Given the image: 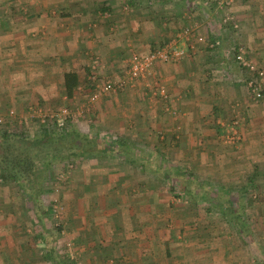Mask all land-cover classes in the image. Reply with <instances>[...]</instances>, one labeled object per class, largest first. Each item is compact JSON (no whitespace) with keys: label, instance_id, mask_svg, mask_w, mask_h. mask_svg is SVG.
Listing matches in <instances>:
<instances>
[{"label":"crops","instance_id":"0c3cea01","mask_svg":"<svg viewBox=\"0 0 264 264\" xmlns=\"http://www.w3.org/2000/svg\"><path fill=\"white\" fill-rule=\"evenodd\" d=\"M1 1H29L31 11L24 9L16 16L10 8L0 10V115L7 114L9 109L25 113L38 103H80L83 92L87 96L106 80L118 81L125 73V59L131 52L144 55L165 40L170 47L183 50L180 60L159 62L147 78H137L131 82L133 85L129 82L116 93L99 96L80 119L79 129L96 134L92 138L100 147L90 154L101 156L98 157L101 164L94 163V167L100 168L93 169L87 165L83 170V192L72 191L67 206L70 236L84 264H174L167 236L161 227H156L157 215L151 211L158 204L157 197L162 201L161 193L155 194L163 189L149 180L139 179L150 171L141 164L155 156L165 161V156L156 151L141 159L136 151L137 145L156 144L160 131L166 134V142L172 140L174 145L184 146L175 156L181 163L193 156L186 144L195 142L216 150L224 128L221 119L236 116L227 107L231 97L249 102L240 86L221 81L238 70L233 60L225 52L220 56L216 54L219 50H210L199 41V35H210L214 28L219 30L213 12H206L201 0L202 3L198 0ZM127 2L131 7H124ZM232 9L242 24L238 38L248 54L253 51L252 58L264 65V0H237ZM186 26L191 29L183 36ZM230 63L232 71L228 67ZM219 64L221 70L217 69ZM68 73L77 77L76 85L69 91ZM93 77L95 80H91ZM82 83L85 89L80 91ZM155 85L156 92H152ZM162 85L169 96L164 100L166 93L163 97L157 89ZM261 107L260 119L254 118L255 123L261 120V136L256 139L249 136L253 131L245 133L243 128L251 126L247 119L249 108L242 109L241 123L237 119L240 124L237 129L247 138L243 144L256 146L254 150L246 148L247 151L257 152L259 145L264 146V104ZM213 151H209V156ZM113 160L115 167H108ZM150 167L153 168L151 164ZM75 172L77 177H82L78 170ZM30 237L33 236L0 231V264H63L57 258L54 241L38 233L33 244ZM41 244L44 246L38 253L34 247ZM195 247L204 254L205 249ZM191 251L188 248L187 256H191ZM179 257L175 262L185 259V255ZM228 258L217 264H254L252 256L234 253ZM199 260L197 264L204 263L203 259L198 263ZM189 261L187 264H191V258Z\"/></svg>","mask_w":264,"mask_h":264},{"label":"rangeland","instance_id":"374dc122","mask_svg":"<svg viewBox=\"0 0 264 264\" xmlns=\"http://www.w3.org/2000/svg\"><path fill=\"white\" fill-rule=\"evenodd\" d=\"M201 1L204 2L203 4L207 8L206 12L209 11L210 14L213 12L214 20L219 30L214 28V31L210 35H199V37L204 38L203 41H199L205 44L207 48L209 47L210 50H219L216 51V54L218 53L220 56L222 52H225L226 56H229L230 60H233L238 70H233L230 78L221 81L227 82L231 86H240L248 95L249 102L246 103L245 100L242 103L236 97H231V100L228 102L229 97H227V107H231L236 116L235 118L221 119L224 122V128L220 133L219 146L215 150L213 146H198L194 144L195 142L186 144L188 149L191 150L190 154L192 153L193 156L190 155L189 157V153H187L189 159L185 162L181 163V160L175 157L184 146L174 145L172 140L166 142L167 136L163 131H160V134L157 135L156 140L158 142L156 144L137 145L136 152L139 153L141 159L144 158V155L149 157L151 152L154 154L156 151H160L165 156V161L161 160V156L160 158L155 156V159L146 161L143 165L141 164L142 168H146L147 166L150 171H148L149 174L147 173L145 178L139 177V179H141V182H144V179L149 180L151 183H155L158 188L163 189L161 190L162 192H158V190L156 191L158 193L155 192L156 196H159V193H161L162 201L157 197V207L154 205L151 211L157 215L158 221L156 227H161V231L167 236L171 251L174 254V261L172 263L187 264L190 262L189 258L192 260L191 264H197L198 259H200L198 263H201L203 259L204 263L202 264L224 263L229 255L235 253V255L252 256L254 264H264V146L259 145V150H256L257 152L247 151L246 148L254 150L256 146L246 147L243 141L247 138H243L242 133L237 129V125L239 124L237 119H241L240 123L242 122V118L244 119L242 109L249 108L247 119L249 120L248 124H251V126L248 129H246L247 126H243L244 132L253 131V133H249V136H253L252 139L261 136V120L255 123L254 118L260 119L261 112L258 109L262 108L261 106L264 104V96L256 100L251 95L248 81L252 74L249 69L243 67L234 59V49L240 48L244 51L245 57L252 61L256 67L264 70V65H260L257 60L252 58L253 51H249L248 54L247 49L241 43L243 41H240V38H238L242 24L234 16L232 9L237 0H222L224 3L220 6L218 0ZM201 1L198 0V2L202 3ZM29 7V1L20 3L18 1L3 2L0 0V10L10 8L15 12L16 16L22 10L30 12L31 10H28ZM124 7H131L130 2H127ZM225 12L233 18L237 23V27L227 24L223 25L220 16H224ZM186 27L190 28L189 26ZM216 40L219 41V44L216 47L210 46V43ZM164 43L169 42L165 40ZM132 53L136 52H131L125 59L124 64L126 67L127 60ZM230 60L228 61L230 62ZM93 64L96 66L97 61L94 60ZM231 64L228 65L229 70L232 69ZM220 65H218L217 69L221 70ZM92 70L94 71L95 68L92 67ZM150 72L143 78H147ZM91 75L94 76L95 74L92 73ZM94 77L91 80H95ZM125 77L124 73L117 80L119 81ZM132 81L128 83L133 85ZM155 88L156 85L152 88V92H156ZM161 88L166 93V98L162 99H167L169 96L165 86L162 85L157 89L160 90ZM84 89L85 87L82 83L80 91ZM95 89L96 87L93 88V91ZM116 91L111 93H116ZM90 94L85 96L86 93L83 92L82 101L74 105H67L65 103H38V106L32 105L28 112L20 114L14 109H9L7 114L0 115V131L3 132L5 130L4 123L6 122V125L8 123L7 130L23 129L24 133L33 136L40 131L42 124L49 121L46 118L42 122L38 116V112H36L37 109L50 113L57 111L59 108L66 107L70 115L64 122L63 128L69 130V139L76 136L78 137V142L87 140V144L91 146L95 142L97 148H99L97 140L92 138L96 135L93 131L79 129V126H81V123H79L80 119L85 117L86 113L89 112L88 110L92 108V105L99 98L90 102ZM210 150L214 151L209 156ZM90 153L86 151L81 156L60 158L52 162L50 168L47 167L46 170L41 169V173L43 174L41 176L42 185L45 188V191L39 196V200L43 204L41 209L35 206V202L29 198L26 188L20 189L15 182L4 180L0 176V231L12 233L15 236L23 234L32 235L33 237L29 239L33 244L37 242L35 236L38 233H44L49 238L48 240L55 242L57 258L63 264H84L80 252L76 249L75 243L70 236L71 232L67 225L69 222V210L67 206L70 203V196L68 195L72 191L77 192L80 190L83 192L82 187L85 184L83 170H85L87 165L93 169L99 167L98 165L101 164V159L98 158L101 156ZM234 156H236V159H232ZM200 157L201 161H198ZM37 161L41 166V161ZM96 162H98V165L94 167L93 165ZM109 162L108 167H115L114 160ZM150 164L153 168L150 167ZM42 165L45 166V162ZM76 170L82 175L81 178L76 176ZM153 189L151 190L152 192ZM202 193H206L208 197H203ZM164 216L168 217L164 218ZM238 218L245 226L242 231H239L236 224ZM17 240L20 241V239ZM51 242H48L49 245L52 244ZM201 243L203 245H200ZM42 244L41 247H34L37 252L39 251L38 253H41L40 251L44 246ZM196 245L199 249H205L204 254L196 250ZM188 248L193 250L190 257L187 256ZM184 251H186V254ZM183 254L185 255V259L183 257L182 261L175 262V259L181 258L179 256H184ZM209 256H213L214 258H209Z\"/></svg>","mask_w":264,"mask_h":264},{"label":"trees","instance_id":"16d2710c","mask_svg":"<svg viewBox=\"0 0 264 264\" xmlns=\"http://www.w3.org/2000/svg\"><path fill=\"white\" fill-rule=\"evenodd\" d=\"M76 79L74 73L66 74L68 91L70 87L76 85ZM5 123V130L0 131V176L4 180L15 182L20 189L26 188L27 195L40 209L43 204L39 196L45 191L41 169L50 168L51 163L60 158L81 156L86 151L89 153L98 151L95 142L91 146L87 144V140L78 142L76 136L72 138L73 140L69 139V130L63 126H56V121L49 120L42 124L40 131L33 136L24 133L23 129L7 130L8 123L7 125ZM37 160L41 161V166ZM44 162L45 166L42 165ZM202 195L208 197L206 193ZM236 224L239 231L245 228L239 218Z\"/></svg>","mask_w":264,"mask_h":264},{"label":"built area","instance_id":"2783aa9c","mask_svg":"<svg viewBox=\"0 0 264 264\" xmlns=\"http://www.w3.org/2000/svg\"><path fill=\"white\" fill-rule=\"evenodd\" d=\"M218 3L220 6L221 4L223 5L224 2L218 0ZM220 18L222 19L223 25L227 24L237 27V23L227 12H225L224 16L221 15ZM189 31V28H184L181 35L185 36ZM203 39V37L199 38L200 41H203ZM218 44L219 41L216 40L211 42L210 46L216 47ZM183 56L184 52L181 48H172L169 43H164L144 55L132 53L127 60V67L125 70L126 77L116 82L106 80L97 85L96 89L89 96V101L92 102L96 100L101 94L114 92L131 80L146 76L159 62L177 61ZM234 59L243 67L249 69L252 74L248 81L250 93L254 99H261L264 96V70L260 67H256L252 61L248 60L244 55V51L240 48L234 49ZM159 91L165 96V90L161 88ZM36 112H38V116L42 122L47 118V120L56 121L59 127L63 126L64 122L70 115L69 110L66 107L59 108L57 111L50 113H46L47 111H42L41 109H37Z\"/></svg>","mask_w":264,"mask_h":264}]
</instances>
